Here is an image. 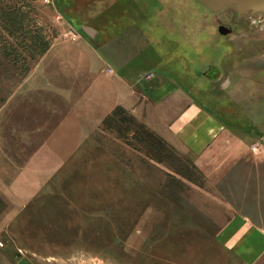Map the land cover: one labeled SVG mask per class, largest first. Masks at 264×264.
<instances>
[{
	"label": "rangeland",
	"instance_id": "1",
	"mask_svg": "<svg viewBox=\"0 0 264 264\" xmlns=\"http://www.w3.org/2000/svg\"><path fill=\"white\" fill-rule=\"evenodd\" d=\"M17 1L31 17L49 16V3H10ZM118 1L97 9L137 22L186 100L197 95L231 119L243 135L234 143L245 150L233 159L241 167L223 183L207 184L192 154H175L128 115L99 126L91 120L85 151L69 154L64 167L17 170L22 209L0 234V264H264V239L227 226L243 214L264 230V15L241 18L229 8L213 14L195 0H121L124 10ZM77 27L72 42L87 37ZM131 44L133 50L140 42H124V52ZM211 65L225 71L218 81L194 69ZM232 65L239 67L228 83Z\"/></svg>",
	"mask_w": 264,
	"mask_h": 264
},
{
	"label": "crops",
	"instance_id": "2",
	"mask_svg": "<svg viewBox=\"0 0 264 264\" xmlns=\"http://www.w3.org/2000/svg\"><path fill=\"white\" fill-rule=\"evenodd\" d=\"M29 1L49 3V16L31 17L19 1L11 5L10 0H0V234L21 213L22 172L17 170L64 167L69 154L85 151L91 120L99 126L115 114L128 115L153 130L175 154L181 148L192 154L194 170L207 184H221L240 169L233 159L245 150L235 149L234 143L243 135L227 123V115L197 95L186 100L183 86L161 70L169 65L150 48L152 40L137 22L109 15L106 8L98 10L105 0ZM120 1L117 5L125 10ZM96 9L97 19L91 20L90 12ZM61 23L68 30L60 28ZM76 26L92 27L97 42L89 36L70 41V35L78 34ZM129 40L140 44L124 52L123 43ZM232 66L228 83L233 81V68L239 67ZM220 67L194 69L199 74L206 70L209 76L216 69L222 78L225 71ZM227 226L234 233L245 226L243 233L264 239V230L246 215L233 214Z\"/></svg>",
	"mask_w": 264,
	"mask_h": 264
},
{
	"label": "water",
	"instance_id": "3",
	"mask_svg": "<svg viewBox=\"0 0 264 264\" xmlns=\"http://www.w3.org/2000/svg\"><path fill=\"white\" fill-rule=\"evenodd\" d=\"M195 1L213 14H217L226 8L229 9L235 8L234 11L238 14V17L241 14L242 17L257 16L259 14H264V0H195ZM83 31L90 38H93L95 35V31L91 28L84 27ZM228 31L229 30L224 27H219V32L221 34H225ZM217 72L219 73V77H221L222 76L221 72L219 70ZM205 76H207L213 81H216L215 78L213 79L208 75V72L205 73Z\"/></svg>",
	"mask_w": 264,
	"mask_h": 264
},
{
	"label": "bare ground",
	"instance_id": "4",
	"mask_svg": "<svg viewBox=\"0 0 264 264\" xmlns=\"http://www.w3.org/2000/svg\"><path fill=\"white\" fill-rule=\"evenodd\" d=\"M234 9H235V8H233V10H234ZM234 12H235V11H234ZM235 13H236V12H235ZM236 14H237V13H236ZM237 15H238V14H237ZM259 15H264V14H259ZM240 17L243 18V17H245V16L242 17V14H241ZM248 17H252V16H248ZM246 18H247V17H246ZM217 71H218V70H217ZM217 71H216V70H214L213 72L211 71V74H212V75H210V77L213 78V79L215 78V79L218 81V80L220 79V77H219V73H218ZM208 75H209V73H208Z\"/></svg>",
	"mask_w": 264,
	"mask_h": 264
}]
</instances>
